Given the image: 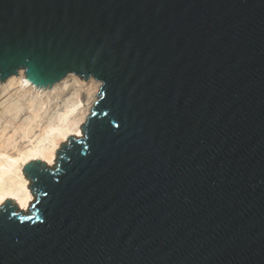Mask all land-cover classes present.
<instances>
[{
  "label": "water",
  "instance_id": "water-1",
  "mask_svg": "<svg viewBox=\"0 0 264 264\" xmlns=\"http://www.w3.org/2000/svg\"><path fill=\"white\" fill-rule=\"evenodd\" d=\"M100 82L0 204V264H264V0H0V80Z\"/></svg>",
  "mask_w": 264,
  "mask_h": 264
},
{
  "label": "bare ground",
  "instance_id": "bare-ground-1",
  "mask_svg": "<svg viewBox=\"0 0 264 264\" xmlns=\"http://www.w3.org/2000/svg\"><path fill=\"white\" fill-rule=\"evenodd\" d=\"M100 82L68 73L59 81L37 87L25 79L22 68L0 80V204L13 199L27 211L33 199L22 165L39 158L53 164L54 151L68 134L81 135L97 98Z\"/></svg>",
  "mask_w": 264,
  "mask_h": 264
}]
</instances>
